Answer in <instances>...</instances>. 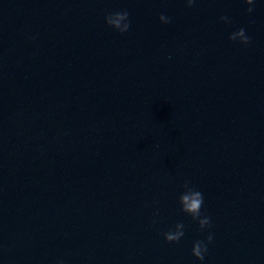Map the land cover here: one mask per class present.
Segmentation results:
<instances>
[{
    "label": "water",
    "instance_id": "obj_1",
    "mask_svg": "<svg viewBox=\"0 0 264 264\" xmlns=\"http://www.w3.org/2000/svg\"><path fill=\"white\" fill-rule=\"evenodd\" d=\"M248 7L0 0V25L82 137L217 264H264V0ZM123 10L130 29L121 35L105 17ZM241 28L247 46L229 39ZM186 181L203 193V232L181 211Z\"/></svg>",
    "mask_w": 264,
    "mask_h": 264
},
{
    "label": "clouds",
    "instance_id": "obj_2",
    "mask_svg": "<svg viewBox=\"0 0 264 264\" xmlns=\"http://www.w3.org/2000/svg\"><path fill=\"white\" fill-rule=\"evenodd\" d=\"M244 2L249 5L247 11L251 14L254 11L252 7L254 5L255 0H244ZM195 0H187L188 7H193ZM160 21L164 24L170 23V19L165 17L164 15L160 16ZM221 21L224 23H230L227 17H221ZM105 22L108 27L112 28L113 30L119 32L121 35L127 33L130 29V22H129V12L127 10L117 11L114 13H109L105 17ZM229 39L235 43L239 41L240 44L247 46L251 43L250 38L246 35L245 29L241 28L238 31L234 32ZM184 192L181 193L179 198V203L181 205V211L190 216L193 221L199 223L200 230L203 232L206 228L210 226V218L208 216L201 215V209L204 205V196L203 193L196 190L195 188L190 186L189 182H185L183 185ZM159 214L158 212L156 213ZM164 238L167 243L169 244H178L180 240L185 235V226L184 224L177 223L175 225V229H169L167 232L163 233ZM213 241V236L209 235L207 237V242L210 244ZM207 245L203 241H196L192 255L199 261L202 262L205 259V254L207 253Z\"/></svg>",
    "mask_w": 264,
    "mask_h": 264
}]
</instances>
